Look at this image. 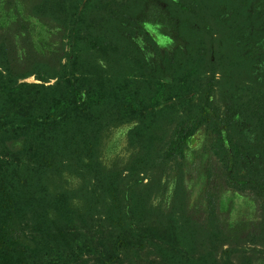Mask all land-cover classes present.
<instances>
[{
    "label": "rangeland",
    "instance_id": "rangeland-1",
    "mask_svg": "<svg viewBox=\"0 0 264 264\" xmlns=\"http://www.w3.org/2000/svg\"><path fill=\"white\" fill-rule=\"evenodd\" d=\"M113 1L110 9L122 4V14L109 20L102 7ZM85 2L0 0V65L20 75L16 80L22 84H51L57 75L69 77L71 71L93 73L105 61L81 37L89 32L110 41L116 31L126 43L111 47L105 57L117 69L163 79L188 77L190 83L206 86L220 121L244 147L236 170L226 169L217 154L219 136L208 127L191 161L166 158L167 142L191 106L168 105L159 92L148 101L153 107L138 118L104 130L98 149L104 176L99 181L64 166L38 177L28 160L17 156L2 163L0 176L11 183L25 180L36 194L39 183L49 193L66 192L80 212L68 227L70 240L75 252L80 247L89 253L85 257L90 261L175 264L166 254L178 249L194 256L211 254L214 264H264V0ZM236 7L251 21L245 20L242 32L232 36L223 26ZM178 16L185 17L194 34L202 32V25L209 33L204 60L188 52ZM219 37L225 42H218L221 51L236 60L226 73L214 56ZM193 86L184 93L192 102L199 96ZM113 178L118 210L110 209L104 189ZM177 184L181 196L175 195ZM143 194L149 195L148 214L132 216L130 206ZM108 210L121 220L119 226L107 217ZM68 257L63 249L36 254L43 261Z\"/></svg>",
    "mask_w": 264,
    "mask_h": 264
},
{
    "label": "trees",
    "instance_id": "trees-1",
    "mask_svg": "<svg viewBox=\"0 0 264 264\" xmlns=\"http://www.w3.org/2000/svg\"><path fill=\"white\" fill-rule=\"evenodd\" d=\"M113 3L116 4L113 1L102 7L109 12V20H115L122 14L119 9L122 4L110 9L109 5ZM232 15L223 27L228 34L236 36L242 32L244 21H251V18L237 7ZM178 19L188 52L204 60L209 50L206 28L202 25V32L194 34L188 29L190 27L185 23L184 16H178ZM81 38L103 57L104 67L97 64L93 73L84 71L75 74L71 71L69 77L60 74L54 83L45 85L17 83L20 75L12 73L6 65H0V168L3 162L17 156L28 160L32 165L31 170L38 177L48 169L58 172L64 166L82 176L87 173L98 176L99 181L104 176L98 162V149L104 130L138 118L153 107L148 101L160 92L168 105L182 102L191 106L190 113L175 126L167 142L166 158L191 161L204 141V129L208 127L219 136L217 154L223 158L226 169L235 172L244 147L230 137L227 125L220 121L209 95L205 93L206 86L202 87L199 82L190 83L188 77L167 75L170 79H163V75L152 73L146 77L117 69L105 57L111 47L121 41L126 43V39L116 31L110 41L89 32ZM221 40V37L217 39L214 56L226 73L225 68L235 66L236 60L221 51L218 42L225 43ZM207 63L212 64L210 61ZM22 86L29 90H24ZM190 86L199 93L193 102L184 94L188 87L190 92ZM15 143L19 146L14 147ZM36 189L38 194L26 186L25 180L11 183L4 175L0 176V264H110L105 259L90 261L85 257L89 253H84L80 247L74 251L68 227L80 212L71 204L70 196L66 192L49 193L41 183L36 185ZM104 189L111 202L110 209L118 210L116 179L106 182ZM177 194L182 195L180 184L175 187ZM148 196L138 195L134 199L129 210L132 216L145 217L148 214ZM182 202L181 198V205ZM107 217L116 226L121 224L118 216L114 218L109 210ZM41 249L45 252L50 249L67 250L69 257L59 261H43L36 258ZM166 256L175 264L215 263L211 254L208 257L203 254L194 256L191 252L182 253L178 249H173ZM113 259L114 256L112 262Z\"/></svg>",
    "mask_w": 264,
    "mask_h": 264
}]
</instances>
